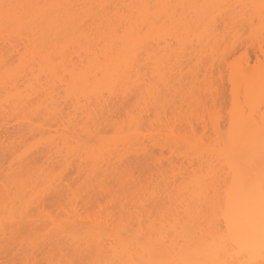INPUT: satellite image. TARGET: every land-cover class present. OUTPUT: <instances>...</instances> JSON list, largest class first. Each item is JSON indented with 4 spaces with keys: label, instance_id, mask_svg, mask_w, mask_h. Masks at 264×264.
Listing matches in <instances>:
<instances>
[{
    "label": "bare ground",
    "instance_id": "obj_1",
    "mask_svg": "<svg viewBox=\"0 0 264 264\" xmlns=\"http://www.w3.org/2000/svg\"><path fill=\"white\" fill-rule=\"evenodd\" d=\"M0 264H264V0H0Z\"/></svg>",
    "mask_w": 264,
    "mask_h": 264
},
{
    "label": "rangeland",
    "instance_id": "obj_2",
    "mask_svg": "<svg viewBox=\"0 0 264 264\" xmlns=\"http://www.w3.org/2000/svg\"><path fill=\"white\" fill-rule=\"evenodd\" d=\"M255 23L257 24L258 22H255ZM254 26H255V24H254ZM246 27H247V28H241V29H240L241 32H242V29H244L245 31L247 30V32H248L249 27H248V26H246ZM256 27H258V26H256ZM251 28H252V27H250V29H251ZM256 29H257V28H256ZM245 31H244V32H245ZM256 31H257V30H256ZM239 32H240V31H239ZM244 32H243V33H244ZM247 32H245V33L247 34ZM257 32H258V31H257ZM245 33H244V35H245ZM249 33H251V32H249ZM249 33H248L247 35H248L249 38H250V35L253 36V34H252V33L249 34ZM255 34H256V33H255ZM235 36H236V35H235ZM248 36H247V37H248ZM252 36H251V37H252ZM230 37H231V35H230ZM232 37H233V36H232ZM232 37H231V38H232ZM241 37H242V36H241ZM255 37H256V36H255ZM236 38H237V37H236ZM239 38H240V35H239ZM242 39H244V37H243ZM252 39H254V37H253ZM246 40H247V39H246ZM251 50H252V49H250V51H251ZM255 52H256V51H255ZM255 52H254V49H253L252 53L250 52L251 55H252V57H251V58H252V61H251V60H250V61H251L253 64L256 65V63L258 62V59H257L258 55H257V57H256V53H257V52H256V53H255ZM253 54H255V55H253ZM257 54H259V53H257ZM251 55H250V56H251ZM206 56H207V55H206ZM259 56H260V55H259ZM203 57H204V56H203ZM237 57H238V56H237ZM237 57H235L234 61L236 60ZM209 58H210V57H208V58H206V59H209ZM228 58H229V57H228ZM233 58H234V55H233ZM258 58H261V56L258 57ZM206 59H205V61H204V59H203L202 62L204 61L205 63H207V62L209 63L210 59H212V58H210L209 61H206ZM229 59H232L231 56H230ZM229 59H227V62H229V61H228ZM256 59H257V60H256ZM194 60H195V59H194ZM197 60H199V59H197ZM197 60H196V61H197ZM215 61H216V62H215ZM215 61H214V62H215L216 64H214V66H211V65H212V64H210L211 61H210L209 64H205V63L203 62V65L200 64V66H199V64H197L199 67H198V68L195 67L194 69H195V71L199 70V71L202 72V71H203L202 69L206 68V67H203L204 64H205L206 66L208 65V67H210V70H209V68H208V69L206 68L207 70H209L208 73L210 72V73L207 74V75H208V76H209V75H212V76H210V77H211L210 80L215 79L213 83H215V82L217 81V82H218L217 84L219 85V86H218L217 84H215V85L212 84L213 86H215V87H213V91H214L216 88L219 87V89H218L217 92H218L220 95H218L219 98H217V99H219L220 101L218 102V100H217L216 103H219V104L221 103L220 105H223L221 111L223 110V108H224L225 111H227V110H228V107L231 106V103H232V100H233V99H231V98H234V97H232V94H234V93H233L234 91L232 92L233 88H231L233 85H232L231 82H230L231 79H229V78H230V72H231V71H230V67H229V65H228V64H225V61H226V60H224V62H223V61H222V62L219 61L220 64H219V62H218L217 60H215ZM232 61H233V60H230L231 63H232ZM256 61H257V62H256ZM184 62H185V61H183V63H184ZM191 62H194V61H191ZM202 62H201V60H200V63H202ZM217 62H218L219 65L217 64ZM227 62H226V63H227ZM251 62H250V63H251ZM254 62H255V63H254ZM198 63H199V61H198ZM212 63H213V62H212ZM222 63H223V64H222ZM252 63H251V64H252ZM191 64H192V63H191ZM221 64H222V65H221ZM182 65H186V66L189 65V66H190V63H186V64L184 63V64H182ZM192 65H193V64H192ZM192 65H191V66H192ZM189 66H188V67H189ZM191 66H190V67H191ZM200 67H201V68H200ZM251 67H252V66H251ZM196 68H197V70H196ZM186 69H187V68H186ZM188 69L191 70V68H188ZM184 70H185V68H184ZM192 70H193V68H192ZM204 70H205V69H204ZM201 72H200V73L197 72V74H199V75H198L199 77H201V76H200ZM203 72H204V71H203ZM203 72H202V73H203ZM211 73H212V74H211ZM203 74H204V73H203ZM204 75H206V74H204ZM213 75H214V77H213ZM202 76H203V75H202ZM208 76H207V78H208ZM199 77H198V78H199ZM212 77H213V78H212ZM200 79H201V78H200ZM204 79H205V78H204ZM207 80H208V79H207ZM207 83H209V82H207ZM208 85H209V84H208ZM206 86H207V85H206ZM208 87H209V86H208ZM210 88H212V86H211ZM210 90H211V89H210ZM215 92H216V91H215ZM215 92H213L214 95H216ZM210 96H211V95H210ZM210 96H209L208 98H210ZM212 97H213V96H212ZM215 97H216V96H215ZM211 99H212V98H211ZM213 99L216 100L215 98H213ZM206 100H207V99H206ZM207 102L209 103V102H211V100H207ZM212 102H213V101H212ZM212 102H211V103H212ZM214 102H215V101H214ZM233 102H234V100H233ZM211 103H209V104H211ZM214 104H215V103H214ZM219 104H216V105H219ZM232 104H233V103H232ZM225 107H226L227 109H226ZM231 108H232V107H231ZM224 110H223V111H224ZM221 111H220V112H221ZM223 111H222V112H223ZM226 113H228V112H223L224 115H226ZM219 114H220V113H219ZM220 116H221V114H220ZM221 117H223V116H221ZM224 118L226 119L227 116H226V117H223V119H224ZM223 119H222L221 121H224Z\"/></svg>",
    "mask_w": 264,
    "mask_h": 264
}]
</instances>
